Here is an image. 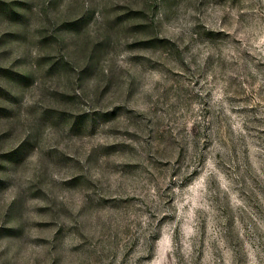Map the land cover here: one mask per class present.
I'll return each instance as SVG.
<instances>
[{"label": "rangeland", "instance_id": "obj_1", "mask_svg": "<svg viewBox=\"0 0 264 264\" xmlns=\"http://www.w3.org/2000/svg\"><path fill=\"white\" fill-rule=\"evenodd\" d=\"M0 264H264V0H0Z\"/></svg>", "mask_w": 264, "mask_h": 264}]
</instances>
